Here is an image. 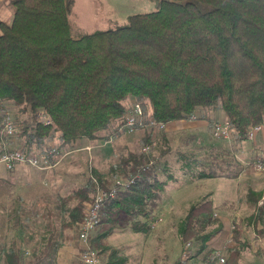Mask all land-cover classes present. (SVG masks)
<instances>
[{
    "label": "trees",
    "instance_id": "trees-1",
    "mask_svg": "<svg viewBox=\"0 0 264 264\" xmlns=\"http://www.w3.org/2000/svg\"><path fill=\"white\" fill-rule=\"evenodd\" d=\"M6 3L11 19H0V153L13 136L2 131L6 101L28 115L14 135L23 139V151L36 154L46 152L45 144L54 138L60 151L119 134L133 110L125 104L130 97L142 108L136 123L142 129L150 119L166 124L211 108L221 110L233 136L242 141L264 120V0H157L156 9L130 14L122 25L77 37L69 21L74 0ZM200 115L205 119L207 114ZM228 154L210 156L193 178L238 176L243 166ZM157 161L151 150L140 147L111 165L112 177L133 181L115 186L100 204L89 242L108 256L103 264L124 261L108 242L121 212L135 217L127 218L134 231L149 229L136 215L147 217L143 205L154 201L172 177H158ZM107 176L93 169L64 196L75 201L64 228L78 233L92 195L98 188L110 192ZM255 208L252 219L258 223L264 203L255 202ZM215 221L210 199L192 203L179 226L183 246L172 264H214L221 257L222 264H238L242 230L234 228V244L223 257L208 246L219 231L207 229ZM192 239L194 251L187 247ZM5 256L7 264L22 259L13 249Z\"/></svg>",
    "mask_w": 264,
    "mask_h": 264
},
{
    "label": "rangeland",
    "instance_id": "rangeland-1",
    "mask_svg": "<svg viewBox=\"0 0 264 264\" xmlns=\"http://www.w3.org/2000/svg\"><path fill=\"white\" fill-rule=\"evenodd\" d=\"M157 7V0H74L69 13L71 33L77 37L96 29L114 28L124 24L130 14L154 10ZM8 11L11 14L10 6ZM3 13L5 11L0 7V15H4L5 18L3 19L9 20V15L7 16ZM5 106L9 116L8 120L15 126L16 131L22 123L30 120L26 112L20 110L19 107L14 106L11 102L6 101ZM203 112L207 114L205 120L208 125L205 127L204 137L201 139L197 137L199 128H194V124L190 122L195 119H204L199 117ZM194 115L196 118L183 119L185 120L183 123L179 121L168 122L162 129L149 126H146L145 129L137 126L134 131L122 129L119 134L111 136L108 140H85L78 142L75 147L66 146L60 151L55 150L57 149L58 141L54 138L51 145L45 144V147L48 148L46 152H39V154L33 152L40 159L48 160L44 168H38L48 171L47 180L58 178V181L66 183V187L63 184L57 186L55 179V182L50 185L51 190L47 183V198L53 203L55 209L57 206L60 213L54 218V227L63 226L68 220V210L75 201L68 202L63 198L68 194V191H71L72 186H77L81 181L85 182L93 169L108 175L109 185H112L116 178L125 179L120 175L112 177L111 165L120 163L122 157L127 155L128 150L142 147V150H151L156 155L158 160L157 175L160 179H165L166 173L172 174L171 179H165L167 183L160 190L158 196L161 197L167 194L168 190L175 188L177 185H181L183 195V197L176 200L177 207L171 215L162 216V214L155 212L154 209H157V204H159L158 201H155L156 199L143 205V208L148 213L147 217H143L141 214L136 215L137 219L148 222V230L150 231L135 232L139 233L138 244L144 241L147 235L151 244L155 243V246H151V249H149L150 253L144 254V264H157V262L160 264H172L173 259L180 254L183 246L180 240L179 226L188 209H184V203H187L190 197L194 198V202H197L211 194V198L214 201H219L228 195H231L232 199L221 203L219 207H214L213 211L216 221L214 224L209 225L207 229H220L225 226L226 233L221 245H224L222 247L224 248L225 245L233 243L232 234H234V228H240L243 230L240 234V241L243 243L247 242L246 245L249 246L242 245L240 264H264V216L258 223L252 222L251 218L252 212L256 211L255 202L258 204L264 203V183L260 185L263 179L255 184H253L254 181L251 179L249 187L247 186L248 184L245 186V191H247V188L251 190L248 195L249 198L243 193L244 187L242 185L244 181L248 180V173L239 182L233 178L202 177L198 180L194 179L192 184L191 181L186 179L188 177L192 179L193 172L202 169L203 167L201 166L205 164L210 156H218L224 152H229V158H236L237 161L236 152H246L247 157L245 162L242 163L243 168H249L255 173L264 174V170L254 167L255 160H264V156L252 155L251 153L254 150L252 146L247 148L238 147L234 143L237 139L233 136V131L230 127L227 136H215L213 134L212 129L215 123H226L221 110L203 109V111L195 112ZM146 116L148 117V114ZM176 125H179V128H173ZM260 125H262V129L255 131L253 137H247V139L251 140L259 132H264V120ZM147 137L149 139L148 143L142 146ZM89 141L91 143L86 145ZM8 143H6L8 148L22 149L23 139L13 134L11 143L9 145ZM50 147L54 151L51 152ZM258 151L259 149L257 148L255 152ZM261 152L264 153V149ZM50 154H54L53 158L50 157ZM22 164H26L30 168H37L28 163ZM163 167L166 168L165 171L162 169ZM250 170H248L249 173H251ZM23 171L21 172L22 175H11V177L0 181V242L5 251L13 249L11 248L13 244L16 246L15 251L22 255L20 264H33V219L36 220L37 225L39 222L37 217H34L33 212V182L27 184L26 181L28 176L33 179V175L28 174L27 170ZM245 171L247 172V169ZM6 172L10 174L9 170ZM245 177L246 179H244ZM62 189L64 192H62ZM186 197L187 200L185 201ZM90 202H87L86 207ZM179 208L180 211H178ZM40 211L42 209H38L37 213ZM118 216L121 220L129 218L132 221L135 218L127 217L125 213H121ZM18 227L20 232L16 230V234L13 229H18ZM72 230L75 232L74 228ZM131 236L132 232L127 233L125 240ZM117 241L120 243L121 238H118ZM161 246H164V251H160V254H157ZM195 246V239H192L187 244L191 251H194ZM25 251H28V253ZM203 253L207 252L204 250ZM222 256L226 255L223 254ZM0 264L5 263L1 262ZM214 264H222L221 259Z\"/></svg>",
    "mask_w": 264,
    "mask_h": 264
},
{
    "label": "crops",
    "instance_id": "crops-1",
    "mask_svg": "<svg viewBox=\"0 0 264 264\" xmlns=\"http://www.w3.org/2000/svg\"><path fill=\"white\" fill-rule=\"evenodd\" d=\"M0 7L3 8V10L5 11V13H3V14H5L7 16L9 15V18L11 19V14L8 11L9 6L6 3V0H0ZM3 18H5L4 15H0V19H3ZM125 104L128 108L132 107V105L134 104V99L132 97L128 98L125 101ZM224 119L226 121L225 115H224ZM175 121H179V122L183 123V121H185V120L180 119V120H175ZM172 122H174V121H172ZM190 123L194 124V128L195 127L199 128V133L197 134V132H196V134H197V137H200L202 139V137H204L205 127L208 125L207 121L205 119H199V120L195 119V120H192ZM179 125H176L173 128H175V127L179 128ZM181 125H183V124H181ZM261 127H262V125H261ZM245 140H248V141H245ZM245 140H242V141L237 140L234 143L237 144L238 147H242V148H244V147L247 148L248 146H252V148L254 149L253 153H251L252 155L257 154V155L264 156V153L261 152V150L264 149V132H262V131L259 132L251 140H249V139H245ZM90 141L87 142L86 145L88 143H91ZM52 142H53V140L47 142V144L51 145ZM245 142H247V143H245ZM6 143H8V142H6ZM6 143H5V145H6ZM10 143H11V140L9 141L8 145ZM257 148L259 149V151L255 152V150H257ZM53 156H54V154H52L50 157L53 158ZM235 157H237L238 161L242 164L245 162V158L247 157V155H246V152H236ZM0 164H1L0 181L3 179H7V178L11 177V175H22L21 172H24L23 170H27L29 172L28 174L33 175V179L28 175H27L28 177L26 178L27 184L33 182V208H34L33 212H34V217H37L38 222H39V224L37 225L36 220L33 219V264H83L79 258V251H80L81 245H80V242L77 238V233L74 232L71 228H68V227L64 228L62 225H59L56 228L54 227V218L57 216V214H60V213L58 211L57 206L55 209L53 206V203H51L49 201V199L47 198V191H48L47 183L49 184L50 190H51L50 185H52L55 182V179H56V185L57 186L63 184L66 187V183L62 182V181H58V178H53L51 180H47V178H48V171L47 170L43 171V170L35 168V167L30 168L28 165L22 164V163L18 164L13 169L14 172L9 170L10 174H8L6 172L8 170L4 167L3 163L0 162ZM245 169H247V172L245 171ZM248 170H250V169L249 168H243L242 172H240L239 175L236 177H225V176H215V177L233 178L237 182H239L242 179V177H244V175L246 173H248V175H249L247 177L248 180L244 181L242 185L244 187L243 193H245V196H247V198H249L248 195L250 194V190H249V188H247V191H245V186L248 184L247 186L249 187L251 179H253V181H254L253 184H255L257 181H261L263 179L260 182V185H263V183H264V176L263 175L264 174L255 173L252 170H250L251 173H249ZM186 179H188V181L192 182L194 179L198 180L201 178H192L191 179L190 177H188ZM244 179H246V177ZM83 183L84 182L81 181L79 184H77V186L80 184H83ZM193 183L194 182H192V184ZM180 186L181 185H177L175 188L168 190L167 194H164L161 197L158 196L156 198L155 201L159 202V204H157V209H154L157 214H162V216H167V215H171L172 212L175 211V209L177 207V201L176 200L180 197H183ZM72 187H74V186H72ZM65 190H66V188H65ZM62 192H64L63 189H62ZM184 194H186V192H184ZM211 195H209V196L207 195L204 198H208L212 201L213 209H214V207L215 208L219 207L221 203H223L225 201H231V199H232L231 198L232 196L228 195V196H224L219 201H214L211 198ZM186 200H187V197L185 198V201ZM193 200H194V198L190 197L188 202L184 203V209L185 208L187 209L194 202ZM262 203H260V204H262ZM256 204H258V203H256ZM35 209H37V210L42 209V211L37 213V210H35ZM178 211H180V208L178 209ZM121 213H123V212H121ZM254 213H255V211H253L251 215H253ZM262 216H264V214ZM251 218H252V216H251ZM126 220L120 221L119 225L108 236V242L111 245V247L115 248L118 251V255L121 256L122 258H124V261L120 264H144L143 263L145 261L144 254L146 255V253L147 254L150 253L149 249H151V246L152 247L155 246V243L151 244V242L148 238V235H147V237L144 238V241H142L140 244H138L137 239H138L139 233L137 234L135 232H139V231H134L131 228V223H129L128 220L127 221ZM252 222H254L253 219H252ZM253 227H255V225H253ZM225 229H226L225 226H222V228L219 229V231L216 233V235L208 241V245L210 247L216 249V251L221 256L223 254L227 255L228 248L230 246H232V244H234V242H233V243H230L229 245H225V247L222 248L224 246V245L223 246H221V245L223 244L222 241H223L225 233H226ZM13 230H14V233H16V230H18L20 232L19 227H18V229L15 228ZM254 230L256 231L255 228H254ZM147 231H149V230H147ZM130 232H132V236L129 239L125 240V236L127 235V233H130ZM55 233H57V235H55ZM53 236H54V238H52ZM144 236H146V234H144ZM118 238H121L120 243H118V241H117ZM213 239H216V240H213ZM232 241H233V239H232ZM241 243H243V242H241ZM246 243L247 242L243 243L242 245L249 247L248 245H246ZM242 245H241V247H242ZM11 248H13L14 251L16 250V246L14 244H13V247H11ZM163 248H164V246L163 247L161 246L160 249L158 250L157 254H160V251H164ZM10 250L11 249H8L5 251V248H2L1 242H0V263L2 262V263L7 264L5 254L7 252H9ZM25 252L28 253V251H25ZM100 257H101L102 264L108 260V256L105 254H100ZM174 260H175V258L173 259V261ZM157 261H158V259H157ZM157 264H160V263L157 262ZM238 264H240L239 260H238Z\"/></svg>",
    "mask_w": 264,
    "mask_h": 264
},
{
    "label": "built area",
    "instance_id": "built-area-1",
    "mask_svg": "<svg viewBox=\"0 0 264 264\" xmlns=\"http://www.w3.org/2000/svg\"><path fill=\"white\" fill-rule=\"evenodd\" d=\"M132 111L129 112L125 117L124 129L127 131H134L137 128V119L143 115L142 108L138 103H135L132 107ZM9 117V116H8ZM149 126L162 129L165 126L164 122L149 120ZM261 129L260 124L252 126L247 136L249 138L253 137L255 131ZM229 130V125L225 122H217L213 125V134L215 136H227ZM2 131L8 135L15 133L16 128L10 120H6L3 125ZM54 149L51 150V152ZM44 159V158H43ZM40 159L35 153L25 152L20 148H7L6 146L0 153V162L3 163L6 169L13 170L20 163H28L37 168H44L47 164V159ZM44 161V162H42ZM254 167L259 170H264V160L256 159L254 162ZM116 178L113 184L109 187L110 192L98 188L92 198V201L87 205L85 214L81 222L78 224V240L80 242L79 258L83 264H102L100 254L98 250L91 245L89 242V236L92 230L95 228L98 222V211L100 204L105 196L108 194L112 195L115 190V186L123 188L129 185L133 178ZM223 261V258H220Z\"/></svg>",
    "mask_w": 264,
    "mask_h": 264
}]
</instances>
